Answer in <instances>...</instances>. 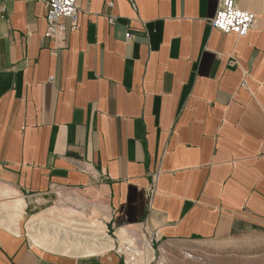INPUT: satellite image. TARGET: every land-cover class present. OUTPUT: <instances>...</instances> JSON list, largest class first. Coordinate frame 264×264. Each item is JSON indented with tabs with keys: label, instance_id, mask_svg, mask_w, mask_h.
Here are the masks:
<instances>
[{
	"label": "crops",
	"instance_id": "obj_1",
	"mask_svg": "<svg viewBox=\"0 0 264 264\" xmlns=\"http://www.w3.org/2000/svg\"><path fill=\"white\" fill-rule=\"evenodd\" d=\"M46 1L0 0V203H24L0 213V264L264 232V0H240L245 38L210 26L220 0H77L48 38ZM91 224L113 248L71 255Z\"/></svg>",
	"mask_w": 264,
	"mask_h": 264
},
{
	"label": "rangeland",
	"instance_id": "obj_2",
	"mask_svg": "<svg viewBox=\"0 0 264 264\" xmlns=\"http://www.w3.org/2000/svg\"><path fill=\"white\" fill-rule=\"evenodd\" d=\"M62 209L61 212L66 213V209ZM142 236L141 234L140 237ZM76 239L79 240L77 237ZM141 240L145 241V237ZM124 241L135 244L138 255L133 257L136 259V264H146L147 258L144 260V254L149 251V249L144 251L146 242H139L140 244L136 240L134 242L130 235ZM71 247L76 249L71 255H82L81 253L90 246L87 244L82 246L78 243ZM129 258L128 255L127 260ZM153 264H264V232L239 234L231 239L216 242L171 243L162 250V254L157 256Z\"/></svg>",
	"mask_w": 264,
	"mask_h": 264
},
{
	"label": "built area",
	"instance_id": "obj_3",
	"mask_svg": "<svg viewBox=\"0 0 264 264\" xmlns=\"http://www.w3.org/2000/svg\"><path fill=\"white\" fill-rule=\"evenodd\" d=\"M240 0H220L219 9L210 26L225 34H235L239 38H245L256 22L254 13L243 11L239 8ZM46 5V37L57 38L64 36L66 27L62 23L63 19H71L77 23L79 11L77 0H47ZM133 243H125L119 250L127 259L128 264H136L138 253Z\"/></svg>",
	"mask_w": 264,
	"mask_h": 264
},
{
	"label": "bare ground",
	"instance_id": "obj_4",
	"mask_svg": "<svg viewBox=\"0 0 264 264\" xmlns=\"http://www.w3.org/2000/svg\"><path fill=\"white\" fill-rule=\"evenodd\" d=\"M1 204L2 203H0V213L4 212L5 210H10L11 214L9 216V221H10L11 224H13V225L15 224L16 225L17 222H18V219L21 216L20 214H21V211H22V208H23V205H24L23 201L21 199H13L12 205H10V206H8L7 204H3V205H1ZM66 222H67V220H66ZM43 225H44L43 224V219L41 217H32L31 218V220H30V222L28 224V230H29L30 234L33 236L32 238L34 240H35L34 235L36 233H39L40 228ZM82 225H84V224H82ZM71 229H73V227ZM54 230L55 231L58 230L57 232H64L61 229V227L60 228L55 227ZM83 230L86 231V229H83ZM83 230L80 229L79 231L78 230L77 231L83 233L84 232ZM87 231L88 232H86V233H89L88 236H86V235L82 236V235L79 234L81 239H86V240L89 239L91 241L90 247L88 249L84 250L81 253L82 255H92V254H95V253L102 254V253L108 252L109 250H111L113 248L112 239L107 237L104 234L105 233L104 227H102L101 225L91 224L90 230H87ZM65 233L68 234V232H66V231H65ZM124 235H125V233H124ZM64 239L69 241V242H71V239L69 238V236H65ZM74 242H76V241H74ZM149 250L150 251H148V253L145 252L146 254H144V259L147 258V260H149L151 258H154L153 251H152L151 247H150ZM146 251H147V249H146Z\"/></svg>",
	"mask_w": 264,
	"mask_h": 264
}]
</instances>
